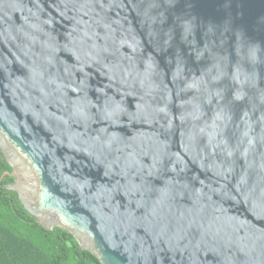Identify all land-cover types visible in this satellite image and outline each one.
Masks as SVG:
<instances>
[{
	"label": "water",
	"instance_id": "95a60500",
	"mask_svg": "<svg viewBox=\"0 0 264 264\" xmlns=\"http://www.w3.org/2000/svg\"><path fill=\"white\" fill-rule=\"evenodd\" d=\"M0 151L102 264H264V0H0Z\"/></svg>",
	"mask_w": 264,
	"mask_h": 264
},
{
	"label": "trees",
	"instance_id": "16d2710c",
	"mask_svg": "<svg viewBox=\"0 0 264 264\" xmlns=\"http://www.w3.org/2000/svg\"><path fill=\"white\" fill-rule=\"evenodd\" d=\"M12 167L0 151V264H102L66 230L47 229L6 185Z\"/></svg>",
	"mask_w": 264,
	"mask_h": 264
}]
</instances>
